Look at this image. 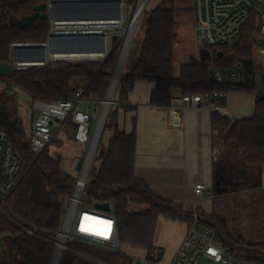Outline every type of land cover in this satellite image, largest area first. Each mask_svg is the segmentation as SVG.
Here are the masks:
<instances>
[{
    "label": "trees",
    "instance_id": "trees-1",
    "mask_svg": "<svg viewBox=\"0 0 264 264\" xmlns=\"http://www.w3.org/2000/svg\"><path fill=\"white\" fill-rule=\"evenodd\" d=\"M49 1L0 0V62L12 60V44L15 42L47 41L52 26L49 18L37 16L24 26L12 22L34 14L35 6ZM173 2L163 0L155 8L143 11V15L147 16L145 37L141 44L136 43L130 53L135 56V62L129 71H123L116 103L105 125V133L110 131L113 135L106 149L100 152L98 165L93 166L87 183L88 204H113L121 243L146 250L147 264L159 263L164 255V250L156 244L160 216L191 222L194 210L193 207L184 208L160 198L144 180L135 175L137 132L135 128L131 133L120 129L119 112L121 109L136 110V106L128 103V96L136 82H154L149 104L160 107L172 105L175 91L193 94L256 91L257 88L253 81L218 83L212 78L209 63L198 60L184 64L180 75H174L178 21ZM257 27V17L252 14L236 45L211 47L216 64L231 67L242 60L251 63L257 43ZM119 44V41L113 44L103 62L52 60L42 66H29L16 69L6 76L0 75V82L5 83V89L0 91L18 88L26 92L32 101L53 103L73 98L77 89L84 86L83 98L98 105L107 96L118 61ZM220 101L222 105L225 104V98ZM68 120L74 123L72 116ZM0 126L7 131L9 142L21 159L17 185L5 200L4 209H0V236L7 238L8 246L4 264H51L55 247L52 241L57 238L65 215L64 200L73 192L77 178L62 170V157H54L48 150L49 146L36 157L30 145V135L25 131L18 111L17 114L13 113L1 102ZM211 126L213 139L221 140L223 146L221 155L214 162V182H221L228 191L225 194L215 192L211 215L203 213L200 207L197 208L198 213L203 222L216 228L219 238L234 253L237 248H244L248 255H238L264 262L263 200H257L261 207L260 213L253 215L255 225L251 241L242 235H234L230 231L229 219L216 209L217 198L233 195L238 199L244 192L254 197L260 195V167L264 164V91L257 94L253 117L232 121L215 110L211 116ZM135 205L145 208L135 210ZM22 225L37 227L39 235L27 234ZM131 261L120 251H114V259L105 262L130 264ZM82 264L91 263L85 261Z\"/></svg>",
    "mask_w": 264,
    "mask_h": 264
},
{
    "label": "built area",
    "instance_id": "built-area-1",
    "mask_svg": "<svg viewBox=\"0 0 264 264\" xmlns=\"http://www.w3.org/2000/svg\"><path fill=\"white\" fill-rule=\"evenodd\" d=\"M54 0L48 2L51 6ZM122 8L125 6L122 0ZM193 25L196 34V41L199 48L209 49L217 45H228L233 47L234 42H239L243 29L249 24L251 15L257 17L258 27L255 33L257 43L254 47V54L251 63L242 60L231 67L213 65L208 61L212 78L218 83H241L253 81L257 83L256 74L262 75L261 89L264 91V0H192ZM93 20L83 21H51V31L49 38L53 34L59 33H104L106 35L107 47L104 53L96 56L86 57H61L57 60H84L98 59L104 61L111 52L112 37L115 32L107 28L119 26L122 23ZM22 42L12 44L14 49ZM114 44V43H113ZM221 53V52H220ZM223 54V53H221ZM13 54H12V60ZM15 63V62H14ZM48 63V62H47ZM260 65L258 69L257 65ZM17 69L27 68L19 63H15ZM84 86H80L75 96L68 100H58L53 103H46L41 100L33 101L35 118L32 123L30 134V145L36 157H38L52 142L58 130L69 116H72L76 125V141L87 144V155L82 158L83 164L80 169V177L73 192L65 197V215L61 229L57 232V238L52 241L54 244V256L52 264H60L64 252L69 249L68 241L71 238L83 239L89 243L100 244L111 248L115 252L122 250V243L118 234V222L113 204L112 210L104 211L88 204L87 183L97 157L93 149L92 161H89L93 148L95 132L92 127L95 117L98 115V107L89 111L86 107L91 103L83 98ZM229 92H198L193 94H183L181 99L184 103L194 107H207L212 110H219L222 106L220 99L226 98ZM92 105V104H91ZM96 131V130H95ZM21 169V159L9 142L7 131L0 126V194L2 201L0 209H4L5 200L17 185L18 174ZM198 193L204 191V185L196 186ZM214 195V192H211ZM198 206L193 207V218L185 237L170 264H198L205 260L207 264H264L262 261L249 260L234 253L219 238L216 228L202 221ZM30 235L38 236L39 229L35 226H21ZM2 236H0V259ZM89 256V255H88ZM90 257V256H89ZM102 264V260L97 259ZM130 264H147L140 257H133Z\"/></svg>",
    "mask_w": 264,
    "mask_h": 264
},
{
    "label": "crops",
    "instance_id": "crops-1",
    "mask_svg": "<svg viewBox=\"0 0 264 264\" xmlns=\"http://www.w3.org/2000/svg\"><path fill=\"white\" fill-rule=\"evenodd\" d=\"M255 84L256 91H230L225 98V104L218 111L232 121L253 117L257 94L263 91L258 83ZM154 86L153 81L138 80L128 96V103L136 106V110L121 109L119 112L120 129L131 133L135 128L137 132L135 175L144 180L160 198L180 204L184 208L196 205L203 213L211 215L214 211V195L211 192L215 194L214 162L223 151L222 141H215L212 136L211 116L215 110L184 103L181 99L183 93L180 91L174 92L171 106H152L149 101ZM22 92L30 104L31 97ZM32 113L31 109L18 106V114L29 135L35 118V114ZM73 126L75 134V123ZM107 134L108 145L113 133L109 131ZM73 156L74 161H78L79 154ZM260 176L259 197L263 200L264 213V164L260 167ZM198 184L204 185L202 193H198L196 189ZM136 206L142 208H134L135 210L145 208L143 205L134 207ZM188 226V220L160 216L156 244L164 250V255L157 264H170L173 261ZM135 249H139V255L133 257H140L145 261L146 250ZM102 262L107 264L103 260Z\"/></svg>",
    "mask_w": 264,
    "mask_h": 264
},
{
    "label": "rangeland",
    "instance_id": "rangeland-1",
    "mask_svg": "<svg viewBox=\"0 0 264 264\" xmlns=\"http://www.w3.org/2000/svg\"><path fill=\"white\" fill-rule=\"evenodd\" d=\"M124 2H125V8H124V18L122 20V23L119 26L107 28L115 33H122L129 26L137 10L139 0H124ZM162 2L163 0H146L144 10L146 9L151 10L152 8H155L157 5L161 4ZM173 3L176 8V17L178 21L176 28L178 34V42H176L175 44V56H174V75L177 77L180 75L182 65L194 62L193 57L195 58L199 57V48L194 33L195 29L193 25L192 0H174ZM143 13L144 12H142L137 29H135L134 32L130 53L135 48L136 43L141 44L145 37L147 16L146 14L143 15ZM125 41H127V32L119 40L120 44H119L118 60L120 58ZM77 60L85 61L84 59L81 58ZM93 60L101 61L98 59H93ZM134 62H135V56L133 54L131 55L129 54L125 65L126 69L124 70L129 71L133 66ZM210 63L216 65L215 59L213 58V60L210 61ZM257 67L258 69H260L259 63ZM256 80L260 88L262 85V75L260 73L256 74ZM1 87H3L2 89H5L4 82H0V88ZM0 93H1L0 102L3 105L5 104L6 108L10 109L13 113L17 114L18 106L21 105V106H25L28 109H31L33 112L32 114H35L33 110V101L31 100L29 104L27 100L28 99L27 96L18 88H12L2 92L0 91ZM86 100L89 101L88 99ZM90 102L91 103L89 104V106L86 107L89 111H92L94 107H98L99 109L98 115L95 117L93 122L92 133H94L95 130H97L99 121L101 120L102 111H103V101L98 105L92 101ZM115 103L112 105V107L115 105ZM107 137L108 134L107 132L105 133V128H104L97 157L93 165L94 167L98 165V160H99L98 157L100 152L106 149L107 147ZM54 138L55 139H53L49 145L48 148L49 152L56 158L58 156L62 157L61 168L64 172L71 174L76 178H79L81 171L78 170V162L80 158L85 157L87 155V149L89 143L80 144L74 141L76 140L74 134V126L70 120L66 121V123H63V126L58 130ZM76 154H79L78 161H74L73 155ZM259 198H260L259 196L254 197L252 196V194L248 192H244L238 197V199L235 198L233 195H229L225 198L216 199L217 212L229 219L230 231L234 235L236 236L242 235L246 237L249 241H251L254 238L253 228L255 223L253 222V215L256 212L260 213L261 205L259 202H257ZM1 201H2V196L0 194V202ZM133 208L139 209L142 207L136 206ZM6 241L7 238L6 237L3 238L0 264H4L7 258L8 246ZM68 247L69 249H67L64 252L60 264H68V263L82 264L85 261H88L91 264H97L100 262H98L95 258L101 259L103 261L114 259V251L111 248L100 244L89 243L88 241L83 239H75V238L69 239ZM138 251L139 249L132 248L131 246L122 243V250L120 251V253L125 254L127 260L130 262L134 255H139ZM235 252L240 255H248L247 249L244 248H237ZM198 264H207V263L205 260H201Z\"/></svg>",
    "mask_w": 264,
    "mask_h": 264
},
{
    "label": "water",
    "instance_id": "water-1",
    "mask_svg": "<svg viewBox=\"0 0 264 264\" xmlns=\"http://www.w3.org/2000/svg\"><path fill=\"white\" fill-rule=\"evenodd\" d=\"M122 4H123L122 0H54L51 6H49L48 3H42L35 6L34 14L25 16L19 21H13L12 24L17 23L20 26H24L27 23L32 22V20L35 19L37 16L49 18L55 22L97 20V21H107V22L117 23L122 19L121 18V12L123 11ZM144 7L141 9V11L138 14L136 29L139 24ZM124 33L125 30L122 33H115L112 37V43L118 42L121 39V37L124 35ZM236 44L237 42H234L233 46ZM106 47H107V40H106V35L104 33H78V34L59 33V34H53L49 38L47 43H28V44L18 45L13 51V60L15 63H19L20 65L26 67L42 66L45 65L47 62H50L52 60H57L58 58L61 57H67V55H71V54H77V53L101 54L106 51ZM130 50L131 49L128 50V53L124 59V64L121 68V72L116 83L112 100L109 101L110 104L106 110V119L104 121L101 135L98 142L96 143L94 152H96L99 148L101 137L105 128V123L107 121L110 109L112 105L115 103L114 99L120 83V79L122 77L126 65V61L130 54ZM122 55H123V49L120 58L118 60L115 72L113 73V77L109 86L107 96L103 101L102 113L106 108L109 99V94L113 85V81L115 79L120 62L122 60ZM193 59L194 61L198 60L203 63H206L212 59V54L209 49H201L199 58L193 57ZM14 62L13 61L0 62V75L6 76L14 72L17 69V66L15 65ZM82 164H83V160L81 159L80 162L78 163V170L81 169ZM215 192L218 194H224L227 192V189L222 187L221 182H216ZM94 207L104 211L112 210L110 202H97L95 203Z\"/></svg>",
    "mask_w": 264,
    "mask_h": 264
},
{
    "label": "bare ground",
    "instance_id": "bare-ground-1",
    "mask_svg": "<svg viewBox=\"0 0 264 264\" xmlns=\"http://www.w3.org/2000/svg\"><path fill=\"white\" fill-rule=\"evenodd\" d=\"M145 4H146V0H139L135 15L133 16V19H132L131 23L129 24V26L125 29V33L127 32V41H125V44H124L122 60L120 62L118 71H117L115 79L113 81V85H112V88H111V91H110V94H109V99H108L106 108H105L104 112L102 113L101 120H100L98 129L96 131V134H95V137H94V140H93V148H92V152L90 153L88 162L92 161V154H93V151H94L93 149L95 148L96 143L98 142V140L100 138L102 127H103L104 121L106 119V110H107V108L109 107V104H110L109 101L112 100V96L114 94L116 83H117L118 77L120 75L121 68H122V66L124 64V59H125V57H126V55L128 53V50L131 49V46H132V40H133L134 32H135V29H136V25H137L138 14L141 11V9L145 6ZM124 8H125V6H123V11L121 12V18L122 19L124 18ZM92 22L98 23V22H101V21L93 20ZM96 55H99V54H97V53H91V54L77 53V54L67 55V57H70V58L71 57H77L78 58V57H83V56H96Z\"/></svg>",
    "mask_w": 264,
    "mask_h": 264
}]
</instances>
